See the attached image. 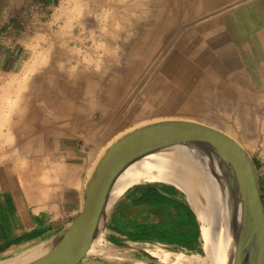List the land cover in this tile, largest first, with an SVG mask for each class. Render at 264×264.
<instances>
[{
    "label": "rangeland",
    "instance_id": "obj_1",
    "mask_svg": "<svg viewBox=\"0 0 264 264\" xmlns=\"http://www.w3.org/2000/svg\"><path fill=\"white\" fill-rule=\"evenodd\" d=\"M166 120L235 138L263 199L264 0H0V154L27 191L82 205L102 155Z\"/></svg>",
    "mask_w": 264,
    "mask_h": 264
},
{
    "label": "water",
    "instance_id": "obj_2",
    "mask_svg": "<svg viewBox=\"0 0 264 264\" xmlns=\"http://www.w3.org/2000/svg\"><path fill=\"white\" fill-rule=\"evenodd\" d=\"M135 130L138 132L112 147L114 141L106 157L102 155L99 159L93 178H88L83 190L80 212L69 226L41 250L20 261L26 264L79 263L89 255L97 235L104 233L109 212L100 233L97 230L110 201V186L121 171L138 158L177 150L195 155L218 172L238 212L237 232L228 264H264V203L260 177L254 159L243 145L217 128L191 120H166L132 131Z\"/></svg>",
    "mask_w": 264,
    "mask_h": 264
},
{
    "label": "crops",
    "instance_id": "obj_3",
    "mask_svg": "<svg viewBox=\"0 0 264 264\" xmlns=\"http://www.w3.org/2000/svg\"><path fill=\"white\" fill-rule=\"evenodd\" d=\"M16 175L0 154V264L23 260L41 250L69 226L81 207L80 187L72 199L64 192L50 197L49 192L27 191ZM41 178L48 181L44 174ZM135 185L140 184H131L117 197L103 233L104 245L120 250L113 257L89 254L77 264H166L151 258L145 248L155 244L192 251L200 246V222L183 192L164 193L175 206H168L167 213H156L157 207L141 199L147 186ZM157 232L160 235H154Z\"/></svg>",
    "mask_w": 264,
    "mask_h": 264
},
{
    "label": "bare ground",
    "instance_id": "obj_4",
    "mask_svg": "<svg viewBox=\"0 0 264 264\" xmlns=\"http://www.w3.org/2000/svg\"><path fill=\"white\" fill-rule=\"evenodd\" d=\"M27 83L24 86L26 88L29 87ZM17 99L21 106L20 101L24 99L23 91L19 92ZM27 140L31 141L32 139ZM120 141L122 142V139ZM94 173L95 170L92 172L91 179ZM147 182L174 185L186 195L188 203L200 222V245L204 255H186L182 252L165 249L160 245L147 249L148 252L166 264H228L237 232L238 212L235 210L224 181L218 172L188 152L176 150L156 153L138 158L127 165L110 186V201L106 212L102 215L97 233H100L102 222L120 193L132 183ZM102 239L103 235H97L88 254L113 257L115 252L120 249H101ZM10 264H26V262L17 261Z\"/></svg>",
    "mask_w": 264,
    "mask_h": 264
},
{
    "label": "trees",
    "instance_id": "obj_5",
    "mask_svg": "<svg viewBox=\"0 0 264 264\" xmlns=\"http://www.w3.org/2000/svg\"><path fill=\"white\" fill-rule=\"evenodd\" d=\"M141 199L146 203L151 204L153 207H157L154 211L156 213L161 212V210L167 213L168 206L173 208L175 206V202L173 200L165 198L164 193H173L179 192L174 186L163 184V183H155L146 185ZM264 203V197H263ZM161 208V209H160ZM166 234V232H164ZM154 235H160V232H157ZM194 251V250H192Z\"/></svg>",
    "mask_w": 264,
    "mask_h": 264
},
{
    "label": "built area",
    "instance_id": "obj_6",
    "mask_svg": "<svg viewBox=\"0 0 264 264\" xmlns=\"http://www.w3.org/2000/svg\"><path fill=\"white\" fill-rule=\"evenodd\" d=\"M103 242V241H102ZM102 245L104 246V242L102 243Z\"/></svg>",
    "mask_w": 264,
    "mask_h": 264
}]
</instances>
